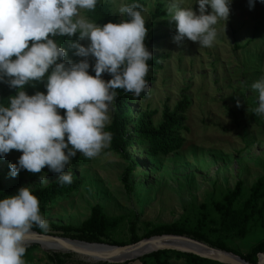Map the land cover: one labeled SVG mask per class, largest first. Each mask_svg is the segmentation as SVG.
<instances>
[{
    "label": "rangeland",
    "instance_id": "1",
    "mask_svg": "<svg viewBox=\"0 0 264 264\" xmlns=\"http://www.w3.org/2000/svg\"><path fill=\"white\" fill-rule=\"evenodd\" d=\"M102 1L109 3L119 20L124 19L118 8L126 5L127 0ZM158 2L169 9L173 4V0H147V9L142 14L145 24L153 22L152 14ZM177 2L179 6L192 7L198 13L199 5L195 0ZM211 11V7L206 6V14ZM81 16L88 19L84 10ZM161 21L157 27L161 34L168 37L149 50L152 56L165 54L168 58L162 64L163 69L155 74V80H146L151 93L149 97L136 96L132 107L137 115L156 110L153 122L158 124L167 106L173 110L183 95H188L189 104L184 112V124L188 130L184 133L183 146L173 154L156 158L148 156L144 144L128 147L132 157L138 160L136 170L131 174L134 188L131 193L121 181L128 166L123 156L109 151V146L94 158L85 157L77 151L65 171L76 172L83 182L73 193L60 196L47 205L43 216L47 222L80 225L90 216L91 208L100 204L107 215L123 218L112 230L109 239L129 244L132 223L137 235L142 237L150 230L149 223L195 224L202 205L206 206L211 216H217L212 203L221 201L238 181L244 182V192L237 206L243 207L252 197L251 187L264 175V116L252 113L257 106L258 93L251 88L254 81L264 76V3L256 0L250 9L248 0H232L227 21L220 19L214 26L217 38L211 47H199L198 42L187 38L178 45L173 42L176 22L170 19L167 22L164 20L166 23ZM77 36L78 33L71 38L67 35L52 37L50 34L49 38L66 49L64 60L79 62L85 58L74 55L75 49L70 47ZM31 43L29 41V45ZM80 43L86 46L88 41ZM87 59L90 65L94 63V58ZM88 71L90 75H95L91 67ZM149 73L153 76L154 70L149 68ZM102 78L106 81L112 77L103 73ZM45 83L46 80L26 84L24 90L28 95L37 91L46 93ZM1 86L9 92V96L1 101L7 104L8 98L16 95L17 89L4 82H0ZM237 100L240 101L239 106ZM113 114L114 105L105 129L111 123ZM21 154L13 150L0 157V172L8 185H17L15 194L20 187L28 186L30 190L45 187L58 178L59 174L50 171L47 166L39 173L22 169L15 177L6 176L9 164L17 162ZM30 232L33 234V231ZM210 234V242H201L221 249L216 247L221 240L230 249L224 251L241 256L264 241V226L260 219H254L243 238L222 232ZM60 237L83 241L69 235ZM32 246L36 249L33 261L28 264H142L140 258L145 255L115 262L110 260L111 256L102 257L84 249H81L84 254H80L72 250L43 249L39 245L28 247ZM55 253L60 256L61 262L54 263L49 259L48 254ZM172 262L183 264V259L173 257Z\"/></svg>",
    "mask_w": 264,
    "mask_h": 264
},
{
    "label": "clouds",
    "instance_id": "2",
    "mask_svg": "<svg viewBox=\"0 0 264 264\" xmlns=\"http://www.w3.org/2000/svg\"><path fill=\"white\" fill-rule=\"evenodd\" d=\"M99 2L0 0V82L17 89L7 104L0 103V157L13 149L22 153L9 164L10 176L22 169L39 173L47 166L59 174L61 184L71 183L72 174L65 168L77 151L94 158L110 145L112 134L104 129L116 89L137 97L149 91L145 77L152 52L145 43L148 29L142 6L136 2L121 5L118 13L128 19L102 25L81 16L82 10L94 11ZM231 2L195 0L197 13L173 0L169 9L170 20L176 22L173 42L179 45L187 38L199 47H211L217 38L214 26L220 19L227 21ZM255 2L248 0L250 9ZM206 6L211 7L210 13L206 14ZM77 33L70 47L74 55L85 59L64 60L66 49L50 34L71 38ZM85 40L86 46L80 43ZM89 57L94 58L91 65ZM90 67L95 75L89 74ZM103 73L112 78L105 81ZM45 80L46 93L28 95L24 90L26 84ZM251 88L258 93L252 113L264 116V76ZM236 103L240 105L239 100ZM58 109L65 110L63 116ZM33 225L45 232L49 227L28 186L0 198V264H25L26 240Z\"/></svg>",
    "mask_w": 264,
    "mask_h": 264
},
{
    "label": "trees",
    "instance_id": "3",
    "mask_svg": "<svg viewBox=\"0 0 264 264\" xmlns=\"http://www.w3.org/2000/svg\"><path fill=\"white\" fill-rule=\"evenodd\" d=\"M133 2L142 6V14L147 9V0H127V4ZM126 4V5H127ZM88 20L97 24H105L109 21L119 22V18L114 14L109 3L100 2L94 11L84 10ZM169 8L162 2H158L156 9L153 12V22L145 24L148 29L145 43L148 48L158 46L163 39L168 35L161 34L157 27L158 19L167 20L171 18ZM124 19H128L124 16ZM165 22V23H166ZM240 46V45H238ZM241 48V46L239 47ZM168 58L162 54L152 56L148 61L150 69L154 70L153 76L149 71L145 77L146 80L153 82L155 74L163 69V62ZM109 80V79H108ZM107 81V80H106ZM117 95L114 98V114L111 123L106 127L105 131L111 132L112 140L108 147L109 151L116 152L123 156L128 162V166L121 177V181L125 189L131 193L134 188L131 183V174L134 173L137 167L138 160L129 153L128 147L136 144H144L147 154L151 158H156L160 155H170L181 149L184 144V133L188 127L184 124V112L189 104L188 95H183V98L176 104L173 110L167 106L163 112V119L158 124H154L153 116L157 113L154 111H144L138 115L134 112L132 102L136 96L130 92H125L123 89H116ZM151 93L142 92L139 97L147 98ZM9 96L6 88L0 87V103L3 99ZM63 116L65 110L58 109ZM14 150V149H13ZM13 150H10L12 152ZM10 168L7 167L6 176L9 175ZM72 182L61 184L58 178L46 185L32 189V193L38 198L40 214L44 216L47 212L46 207L58 197H63L73 193L81 184L82 179L78 177L76 172H72ZM17 185H8L0 172V198L15 195ZM244 192V182L238 181L233 189L223 195L221 201L212 203L217 216H211L205 205H202V210L195 224H184L183 222H174L171 224H151L150 230L142 237L138 236L135 229V224L131 225V240L129 243H135L143 238H149L156 235L173 234L185 235L198 241L210 242V232L227 233L243 238L248 231L250 223L254 219H260L261 225L264 226V175L260 177L251 187V198L248 199L243 207H238L237 202ZM123 220L122 216H109L105 213L100 204L94 205L91 208L90 216L80 225H60L55 222L48 221V230L45 232L36 225L32 226L33 230L40 233L59 236H71L72 238L80 239L90 243H105L110 245H125L123 242H115L109 239L110 233ZM223 250H230L223 241L219 240L216 244ZM36 246L26 247L23 259L25 264L33 261V251ZM264 253V241L256 244L249 253L241 255L248 262L255 264L258 261V254ZM49 259L58 263L61 258L58 254H48ZM176 260L183 259V264H226L217 260L201 257L199 255L182 252L173 249H163L145 254L140 258L142 264H174L172 258ZM112 264V263H98Z\"/></svg>",
    "mask_w": 264,
    "mask_h": 264
},
{
    "label": "water",
    "instance_id": "4",
    "mask_svg": "<svg viewBox=\"0 0 264 264\" xmlns=\"http://www.w3.org/2000/svg\"><path fill=\"white\" fill-rule=\"evenodd\" d=\"M31 231H33L32 235L36 238L51 239L57 243L58 242H64L65 240H69V238L60 237L57 235H49L46 233H40V232H38L36 230H32V229H31ZM170 239H173V240L178 241V242H184V243H188V244L190 243V244L194 245L195 247L202 249L203 251H196V250H192V249H189V248H186L183 246H175V245L171 246V244H167V241H169ZM82 242H85V241H82ZM65 243L67 244L68 250H72V251H75L77 253L84 254V251H82L81 249H78L75 246H73L72 244H69L67 242H65ZM34 245H39V244H34ZM105 245L113 248V250L116 253L133 252V251L139 250L143 253L142 255H144V254H148V253H151V252L157 251V250L173 249V250H178V251H182V252L193 253V254L199 255L201 257H206L209 259L217 260L219 262L226 263V264H252V263L248 262L247 260H245L244 258H242L241 256H238L234 253H229V252L221 250V249L210 247V246L206 245L205 243H202L201 241H198L196 239H193V238L185 236V235L164 234V235L152 236L149 238H143L138 242L129 243V244H125V245H110V244H105ZM28 246H31V245L26 244V247H28ZM149 246H155V248L153 250H149ZM146 251H148V252H146ZM261 256H264V253L258 254V261L255 264H263L261 261ZM132 258H134V257H132Z\"/></svg>",
    "mask_w": 264,
    "mask_h": 264
},
{
    "label": "bare ground",
    "instance_id": "5",
    "mask_svg": "<svg viewBox=\"0 0 264 264\" xmlns=\"http://www.w3.org/2000/svg\"><path fill=\"white\" fill-rule=\"evenodd\" d=\"M72 244L78 249H84V250H89L92 252H95L99 254L100 256H111L113 257L112 261L115 262H122L125 261L126 259L132 258V257H139L142 256L141 251H133V252H123V253H116L113 248L108 247L107 245L103 244H96V243H90V242H82V241H77V240H65L64 242H55L54 240L51 239H41V238H36L32 235L30 232L28 234L26 244L28 245H34V244H39L43 249H61V250H68L67 249V244L65 243ZM167 244H171V246H183L192 250L196 251H203L202 249L195 247L192 244L184 243V242H178L173 239H170L167 241ZM155 246H149V250H153ZM148 252V251H146ZM261 261L264 264V256H261Z\"/></svg>",
    "mask_w": 264,
    "mask_h": 264
}]
</instances>
